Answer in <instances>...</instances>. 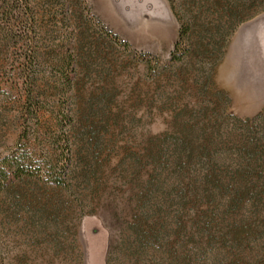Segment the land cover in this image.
Masks as SVG:
<instances>
[{"label": "rangeland", "instance_id": "rangeland-1", "mask_svg": "<svg viewBox=\"0 0 264 264\" xmlns=\"http://www.w3.org/2000/svg\"><path fill=\"white\" fill-rule=\"evenodd\" d=\"M4 164L0 264H264V0H0Z\"/></svg>", "mask_w": 264, "mask_h": 264}, {"label": "trees", "instance_id": "trees-1", "mask_svg": "<svg viewBox=\"0 0 264 264\" xmlns=\"http://www.w3.org/2000/svg\"><path fill=\"white\" fill-rule=\"evenodd\" d=\"M26 173H29V172L27 171V169L22 167V165H20V164L16 165V172L14 173L15 178L22 176L23 174H26ZM11 174L12 173L10 172L9 165L4 164L2 169H0V191L3 190L6 187V185L9 183ZM29 174H35V173H29ZM39 177L44 178L43 175H39ZM50 178L51 177H49V179H47V180H49V181L52 180ZM56 182H58L59 184H62V183H60V180L56 181Z\"/></svg>", "mask_w": 264, "mask_h": 264}, {"label": "bare ground", "instance_id": "bare-ground-1", "mask_svg": "<svg viewBox=\"0 0 264 264\" xmlns=\"http://www.w3.org/2000/svg\"><path fill=\"white\" fill-rule=\"evenodd\" d=\"M94 254V253H93Z\"/></svg>", "mask_w": 264, "mask_h": 264}]
</instances>
